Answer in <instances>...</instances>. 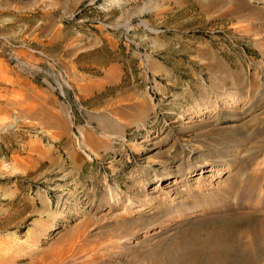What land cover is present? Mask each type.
Listing matches in <instances>:
<instances>
[{"label": "rangeland", "instance_id": "1", "mask_svg": "<svg viewBox=\"0 0 264 264\" xmlns=\"http://www.w3.org/2000/svg\"><path fill=\"white\" fill-rule=\"evenodd\" d=\"M42 11L109 33L90 56L114 51L124 71L86 98L66 68L85 105L74 119L0 51V264H192L194 249L234 243L228 229L252 237L264 0H0V38L26 40Z\"/></svg>", "mask_w": 264, "mask_h": 264}, {"label": "crops", "instance_id": "2", "mask_svg": "<svg viewBox=\"0 0 264 264\" xmlns=\"http://www.w3.org/2000/svg\"><path fill=\"white\" fill-rule=\"evenodd\" d=\"M40 9L49 10L53 8L41 6ZM39 16L36 23H31L29 30H20L17 33L18 36L58 57L70 70L75 81L83 80L85 83L79 85V91L83 93L84 97L99 96L111 85L122 79L124 66L115 58L116 52L113 51L114 56L108 55L104 60H94L90 56L95 52L94 50L100 51L111 46L107 43L110 39L106 35L111 37L109 33L98 32L89 27L83 29L81 24H73L69 20L58 17L52 11H42ZM32 28L34 29L32 30ZM23 55L27 60L38 59L37 56L31 53L24 52ZM84 66L90 67L91 72L82 69ZM21 74V78H28L25 84L29 87L34 88L36 91L37 89L43 90L44 86L41 87V84L36 80ZM77 83L75 82L76 86H78ZM50 97L55 104H65L59 100L58 95L53 91L50 92ZM101 105V101H98V106L101 107Z\"/></svg>", "mask_w": 264, "mask_h": 264}, {"label": "built area", "instance_id": "3", "mask_svg": "<svg viewBox=\"0 0 264 264\" xmlns=\"http://www.w3.org/2000/svg\"><path fill=\"white\" fill-rule=\"evenodd\" d=\"M107 26L110 27L108 24ZM0 51L14 67L45 84L67 103L74 119L84 115L85 105L70 81L65 65L58 57L31 42L7 36L0 38ZM24 52L34 54L38 59L27 60Z\"/></svg>", "mask_w": 264, "mask_h": 264}, {"label": "bare ground", "instance_id": "4", "mask_svg": "<svg viewBox=\"0 0 264 264\" xmlns=\"http://www.w3.org/2000/svg\"><path fill=\"white\" fill-rule=\"evenodd\" d=\"M198 112L200 113L206 112V107L203 106L202 108H200ZM218 168L219 167L215 168V170H220ZM211 170L212 168L209 169L208 171ZM170 177L173 176L171 174H162V176H159V180L160 179L165 180ZM232 221H230V223H235L237 220L234 219ZM253 222H255L254 223L255 226H251V229L249 230L252 237H250L248 240H243V235L233 236V233L228 229V231L224 232L225 234L221 233L219 236L218 235L216 236H218L219 239L221 240L222 239L224 240V238L227 240L228 238H231L232 241L234 240V243L222 245L220 242H218L214 246L209 247L207 249L202 247L203 245L199 243L200 245H202L201 246L202 248L198 249L197 253H194L195 250L194 249L192 254H190L189 258L187 259H189L190 262H193L192 264H263L264 263V220L258 219ZM214 235L215 234H213V236ZM204 239L208 241V237L207 238L205 237ZM22 241L25 242L24 240L21 239L20 242ZM189 252L191 253V250H189ZM189 260L186 263H190Z\"/></svg>", "mask_w": 264, "mask_h": 264}]
</instances>
